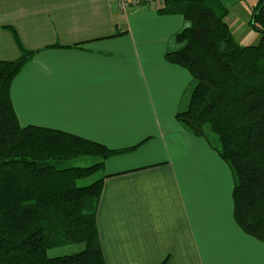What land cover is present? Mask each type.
Returning a JSON list of instances; mask_svg holds the SVG:
<instances>
[{"label": "crops", "instance_id": "0c3cea01", "mask_svg": "<svg viewBox=\"0 0 264 264\" xmlns=\"http://www.w3.org/2000/svg\"><path fill=\"white\" fill-rule=\"evenodd\" d=\"M162 3L118 14L112 0H0V61L36 52L11 86L22 127L109 149L96 223L106 264H264L234 218V174L176 119L195 81L165 54L186 26Z\"/></svg>", "mask_w": 264, "mask_h": 264}, {"label": "trees", "instance_id": "16d2710c", "mask_svg": "<svg viewBox=\"0 0 264 264\" xmlns=\"http://www.w3.org/2000/svg\"><path fill=\"white\" fill-rule=\"evenodd\" d=\"M151 1L162 3L160 15L186 22L175 36L177 48L165 54L195 81L188 108L176 119L230 166L235 221L264 244V0H255L249 22L260 42L245 47L226 22L227 0ZM12 32L21 56L0 61V264H106L96 223L104 180L84 187L77 181L137 147L113 150L59 130L22 127L11 86L36 52ZM81 157L98 165L66 167ZM76 244L82 251L49 256Z\"/></svg>", "mask_w": 264, "mask_h": 264}, {"label": "rangeland", "instance_id": "374dc122", "mask_svg": "<svg viewBox=\"0 0 264 264\" xmlns=\"http://www.w3.org/2000/svg\"><path fill=\"white\" fill-rule=\"evenodd\" d=\"M229 15L226 18V22L229 25L235 40L239 45L245 46H256L260 42V34L255 32L250 26L249 22L251 20L253 6L255 5V0H227ZM97 164L93 159H88L86 157H81L68 162L66 165L69 167H89ZM98 165V164H97ZM107 170L101 169L96 170L90 177L77 181L79 186H90L99 183L101 180L105 179ZM83 245H68L62 248H56L49 251V256L51 257H61L66 255H71L82 251Z\"/></svg>", "mask_w": 264, "mask_h": 264}, {"label": "built area", "instance_id": "2783aa9c", "mask_svg": "<svg viewBox=\"0 0 264 264\" xmlns=\"http://www.w3.org/2000/svg\"><path fill=\"white\" fill-rule=\"evenodd\" d=\"M143 3L146 4L145 6H149L152 3V1L151 0H112V5L118 14H126L133 9L141 8V6H143L142 5Z\"/></svg>", "mask_w": 264, "mask_h": 264}]
</instances>
